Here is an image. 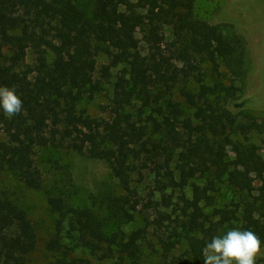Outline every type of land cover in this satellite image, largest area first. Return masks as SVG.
Wrapping results in <instances>:
<instances>
[{"label": "trees", "instance_id": "1", "mask_svg": "<svg viewBox=\"0 0 264 264\" xmlns=\"http://www.w3.org/2000/svg\"><path fill=\"white\" fill-rule=\"evenodd\" d=\"M196 1L0 0V86L23 102L14 117L0 110V171L37 192V151L68 150L108 165L118 188L82 207L50 198L44 260L27 211L0 193V264H146L150 252L203 264L206 243L231 229L264 250V154L250 142L264 119L247 110L246 41L200 19ZM99 96L97 117L83 105ZM223 184L239 200L209 211Z\"/></svg>", "mask_w": 264, "mask_h": 264}, {"label": "rangeland", "instance_id": "2", "mask_svg": "<svg viewBox=\"0 0 264 264\" xmlns=\"http://www.w3.org/2000/svg\"><path fill=\"white\" fill-rule=\"evenodd\" d=\"M195 13L200 19L209 23L230 24L232 32L245 39L247 55L244 70L246 77L245 82L242 83V88L248 103L247 110L249 114L263 120L264 0H197ZM164 36L163 43L171 40V30L168 27L164 30ZM136 38L138 44L142 45L141 36L137 35ZM106 63L105 56L97 58L98 72L100 67ZM107 103V97L99 96L89 105L84 104L83 107L89 114L99 117L103 115ZM250 142L254 149L264 154V135L252 136ZM227 152L232 157L229 149ZM35 164L43 176V186L40 191H31L25 188L12 174L0 171V193H6L22 209L27 211L38 235L36 256L44 260V258H50L45 251V246L55 233L54 228L58 218L51 211L50 198H60L70 206L82 207L89 204L92 196L105 194L113 190L118 192V188L115 179L111 176L108 165L73 155L68 150H38ZM143 177V185H150L152 177L145 171ZM254 186H260V182L255 181ZM214 197V205L210 207L209 211L213 207H223L239 200L238 194L225 184L219 187ZM151 214L152 212L148 211V215ZM145 216L144 212L138 214L135 223L129 229L143 225ZM154 242L156 243V241ZM156 247L159 248V246ZM149 254L146 264H158L159 254H152L151 252ZM174 254L177 255L178 253ZM257 263L264 264V257H260Z\"/></svg>", "mask_w": 264, "mask_h": 264}, {"label": "clouds", "instance_id": "3", "mask_svg": "<svg viewBox=\"0 0 264 264\" xmlns=\"http://www.w3.org/2000/svg\"><path fill=\"white\" fill-rule=\"evenodd\" d=\"M0 110L7 117L22 113L23 102L15 86H0ZM202 256L203 264H257L264 257V250L261 239L253 231L231 229L222 236H213L202 249Z\"/></svg>", "mask_w": 264, "mask_h": 264}]
</instances>
